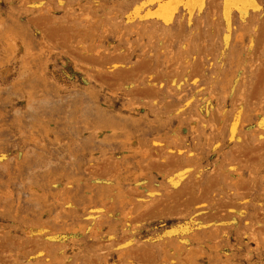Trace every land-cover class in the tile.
<instances>
[{
  "label": "rangeland",
  "instance_id": "1",
  "mask_svg": "<svg viewBox=\"0 0 264 264\" xmlns=\"http://www.w3.org/2000/svg\"><path fill=\"white\" fill-rule=\"evenodd\" d=\"M0 264H264V0H0Z\"/></svg>",
  "mask_w": 264,
  "mask_h": 264
},
{
  "label": "bare ground",
  "instance_id": "2",
  "mask_svg": "<svg viewBox=\"0 0 264 264\" xmlns=\"http://www.w3.org/2000/svg\"><path fill=\"white\" fill-rule=\"evenodd\" d=\"M221 2H222V1H221ZM221 8H222V6H221ZM164 24H165V23H164ZM165 25H166V24H165ZM223 41H225V39H224ZM224 43H225V42H224ZM191 80H192V79H191ZM179 105H180V104H179ZM180 106H181V105H180ZM196 107H197V106H196ZM208 111H209V110H208ZM223 113H224V112H223ZM223 113H222V114H223ZM182 114H183V113H182ZM222 118H223V117H222ZM233 134H234V133H233ZM235 136H236V135H235ZM237 137H238V136H237ZM196 159H197V158H196ZM187 160H188V159H187ZM175 161H176V160H175ZM175 161H174V162H175ZM178 162H179V161H178ZM174 164H175V163H174ZM176 164H179V163L176 162ZM180 164H181V163H180ZM186 164H187V163H186ZM183 165H184V164H183ZM190 165H191V164H190ZM190 165L187 164V166H185V167H188V166H190ZM175 166H176V168H181L180 166H179V167H177V165H175ZM195 167H196V166H195ZM195 167H194V168H195ZM194 168H193V169H194ZM185 169H186V168H185ZM175 170H176V169H175ZM177 171H178V170H177ZM177 171H176V172H177ZM180 171H182V170L180 169ZM178 172H179V171H178ZM173 173H174V172H173ZM177 174H178V176H181V175H182V172H181V173H177ZM197 175H198V174H197ZM168 176H169V175H168ZM174 178H175V177H174ZM172 180H173V179H172ZM196 180H198V179H196ZM211 189H212V188H211ZM145 194H146V193H145ZM147 194H148V193H147ZM147 194H146V195H147ZM144 196H145V195H144ZM147 197H148V196H147ZM141 198H143V197H141ZM130 210H131V209H130ZM125 213H126V214H125ZM125 213H124V216H126V217L128 218V216H129L128 213H129V212H125ZM126 217H125V218H126ZM126 239H128V238H126ZM126 239H125V240H126Z\"/></svg>",
  "mask_w": 264,
  "mask_h": 264
}]
</instances>
